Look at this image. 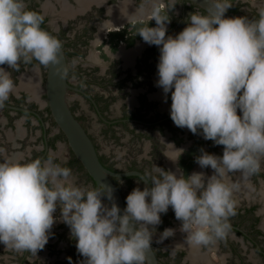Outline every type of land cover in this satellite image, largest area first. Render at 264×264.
Instances as JSON below:
<instances>
[{"label": "clouds", "instance_id": "clouds-1", "mask_svg": "<svg viewBox=\"0 0 264 264\" xmlns=\"http://www.w3.org/2000/svg\"><path fill=\"white\" fill-rule=\"evenodd\" d=\"M231 6L228 0H209L213 11L191 13L175 36L166 35L160 22L139 33L159 48L156 86L165 100L170 93L175 126L223 146L222 155L201 149L195 157L201 169L210 167L213 174L154 165L139 178L151 186L134 188L121 214L116 203L106 202L113 200L110 185L102 184L101 191L79 184L54 156L28 161L5 157L0 160V243L35 255L59 221L69 227L84 258L81 264H147L153 229L169 207L191 246L208 245L226 234L239 188L230 177H250L264 163V8L255 20L226 18ZM42 23L43 16L25 0H0V65L13 69L22 60L45 67L60 64L62 43ZM15 88L11 73L0 67V108ZM158 138L168 146L163 154L178 162L184 149ZM57 209L59 216L54 215ZM174 232L164 229L158 242Z\"/></svg>", "mask_w": 264, "mask_h": 264}, {"label": "flooded vegetation", "instance_id": "flooded-vegetation-1", "mask_svg": "<svg viewBox=\"0 0 264 264\" xmlns=\"http://www.w3.org/2000/svg\"><path fill=\"white\" fill-rule=\"evenodd\" d=\"M228 2L232 6L226 13L233 17L259 18L258 11L264 8V3ZM25 3L43 16L41 25L61 41L70 72L68 81L80 90L68 91L87 102L103 126L102 135L114 144H126L116 128L121 127L139 145V151L145 150L147 144L143 157L129 159L124 166H117L115 155L100 151L89 127L79 118V102L69 101L71 110L97 146L99 156H103L104 166L114 171L135 169L146 175L154 165L174 172L183 170L182 156L194 148L199 147V154L204 149L222 155L223 146L214 145L211 140H205L187 128L175 126L170 118V93L165 100L162 89L156 86L159 48L132 34L137 22L148 29L157 27L160 22L161 25L165 23L166 35L175 36L187 26V17L191 13L208 14L204 9L188 0H25ZM120 19L124 24L113 27L111 23ZM131 37L133 42L128 44ZM88 53L95 55L88 57ZM101 64H104V73L100 71ZM0 67L11 73L16 84L14 93L0 108V160L5 157L45 160L51 155L56 162L77 174L76 178L79 174L82 176V182L77 180L79 184L95 188L94 181L70 150L50 114L44 93L46 67L35 60H22L13 69L7 64ZM26 79L34 81L30 87L23 85ZM95 87L101 91L95 92ZM131 89L134 90L132 97ZM29 128H33L34 141L29 139ZM158 134L165 143L184 149L178 162L163 154L168 146ZM196 165L194 163L188 174L196 169L206 176L213 174L210 167L201 169ZM112 179L123 195L125 206V190L131 192L136 187L141 190L145 187L138 177ZM230 179L238 183L239 188L233 194L235 214L227 221L230 227L226 234L208 245L191 246L180 231L182 222L169 207L166 214H161L162 223L153 229L151 246L159 264H264V163L260 171L250 177L242 178L236 173ZM54 215L59 216V212ZM166 228L174 229V235L158 242ZM51 231L53 235L48 243L35 255L8 249L0 243V264H69L68 257L72 258V264H81L84 258L76 250L69 227L58 221Z\"/></svg>", "mask_w": 264, "mask_h": 264}, {"label": "water", "instance_id": "water-1", "mask_svg": "<svg viewBox=\"0 0 264 264\" xmlns=\"http://www.w3.org/2000/svg\"><path fill=\"white\" fill-rule=\"evenodd\" d=\"M191 1L202 9H204L207 13L213 11L209 7V0H188ZM224 16L233 17L228 13H224ZM258 18H253L249 20H255ZM114 22H124V20H116ZM41 28L48 31L52 34L48 29L41 25ZM53 35V34H52ZM54 36V35H53ZM61 62L58 65H49L46 67L45 71V81H44V93L46 97V102L50 111V114L58 126V128L62 131L65 136L66 142L73 152L74 156L79 160L82 167L85 169L86 173L92 178L95 184V188L100 187L103 191L101 185H110L113 189V200L109 202L116 203L118 207L121 209V214H123V210L126 207L123 199V195L117 185L113 181V177H127V176H136L140 178L144 174L139 170H125V171H114L106 166L99 159V154L95 147L94 142L92 141L89 134L86 132L85 128L82 126L81 122L75 116L73 111L71 110L68 101H67V92L70 89L80 91L79 89L74 88L68 81V64L65 56V52L63 47L61 48ZM85 94L89 99L85 92L81 91ZM94 103V100L91 99ZM16 108L17 107H13ZM31 113L35 114V112ZM145 186H151L143 181ZM152 247V246H151ZM148 261L147 264H159L158 258L153 250V247L147 253Z\"/></svg>", "mask_w": 264, "mask_h": 264}, {"label": "rangeland", "instance_id": "rangeland-1", "mask_svg": "<svg viewBox=\"0 0 264 264\" xmlns=\"http://www.w3.org/2000/svg\"><path fill=\"white\" fill-rule=\"evenodd\" d=\"M243 1H251L254 2V0H243ZM255 2L258 3H264V0H255ZM95 53H88L86 56L88 57H94ZM71 60V59H70ZM72 64V63H71ZM100 71L102 73H104V64H101V69ZM72 80H75L74 77H71ZM93 90L95 92H100L101 89L95 87L93 88ZM131 97L134 95V90L131 89ZM115 91V90H113ZM67 101L75 103V102H79L78 104V110L77 113L79 115V118L82 120V123H85L91 133L93 134L99 149L102 153H106V154H112L115 155L116 159H117V166L122 167L126 164V162L129 159H133V158H140L143 157L145 155V150L147 147V144L144 145L145 150H143L141 152V150L139 151V145L134 142V140L132 139V137L130 136V134L127 132V130L122 129L121 127H116L118 129V134L120 135V137H122L123 141L126 140V144H119L116 143L114 144L110 139H107L104 135H102V124L101 122H99L96 118H95V114L92 111V109L88 106L87 102L85 100H83L82 98H76L75 94L72 91H68L67 92ZM120 102V101H119ZM29 139L32 141H34L35 138V134L33 132V128H29ZM37 132V131H36ZM39 138H37L38 140ZM62 155L66 156L65 152H61ZM198 165V164H197ZM196 165V166H197ZM198 167V166H197ZM196 172H198V169L195 170ZM74 176H77V174H73ZM78 180V182H82V176L79 174V177L76 178ZM130 192L125 190V196H127ZM58 214V213H57ZM182 232V231H181ZM184 233V232H183ZM157 235V234H156ZM155 235V237L157 238V236ZM182 235V234H181ZM186 237V233L183 234ZM182 235V237H184ZM158 239V238H157ZM170 240H172V238H170Z\"/></svg>", "mask_w": 264, "mask_h": 264}, {"label": "trees", "instance_id": "trees-1", "mask_svg": "<svg viewBox=\"0 0 264 264\" xmlns=\"http://www.w3.org/2000/svg\"><path fill=\"white\" fill-rule=\"evenodd\" d=\"M165 19L167 20L168 17H165ZM138 24H139V22L135 23V27L133 28V31H132L133 35L140 36L139 33L150 30V29L146 28L145 26H139ZM132 42H133V37H131L128 40V44H132ZM113 49H114V47H113ZM69 74H70V72H68V75ZM95 147H97V146H95ZM198 155H199V147L191 149L189 152H187L185 155L182 156L181 166H182L185 174L189 173L190 169L193 167V165L195 163V157ZM102 158H103V156H99V159L101 162L103 161ZM133 177L136 178V176H127L126 178L130 179ZM58 211H59V209H57V213H58Z\"/></svg>", "mask_w": 264, "mask_h": 264}, {"label": "bare ground", "instance_id": "bare-ground-1", "mask_svg": "<svg viewBox=\"0 0 264 264\" xmlns=\"http://www.w3.org/2000/svg\"><path fill=\"white\" fill-rule=\"evenodd\" d=\"M112 25H114L113 27H115V26H120V25H122V24H124L123 22H120V23H118V22H112L111 23ZM112 27V26H111ZM32 81V80H31ZM31 81H29L28 79H26L25 80V82L23 83V85L25 86V85H27V86H29V85H31ZM32 82H34V81H32ZM22 83V82H21ZM30 87V86H29ZM35 90V89H34Z\"/></svg>", "mask_w": 264, "mask_h": 264}, {"label": "crops", "instance_id": "crops-1", "mask_svg": "<svg viewBox=\"0 0 264 264\" xmlns=\"http://www.w3.org/2000/svg\"><path fill=\"white\" fill-rule=\"evenodd\" d=\"M25 86H27V85H25ZM59 212V211H58Z\"/></svg>", "mask_w": 264, "mask_h": 264}]
</instances>
